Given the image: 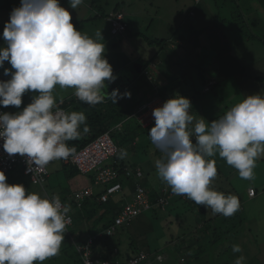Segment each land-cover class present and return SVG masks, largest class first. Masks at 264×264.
Instances as JSON below:
<instances>
[{
    "label": "clouds",
    "instance_id": "clouds-1",
    "mask_svg": "<svg viewBox=\"0 0 264 264\" xmlns=\"http://www.w3.org/2000/svg\"><path fill=\"white\" fill-rule=\"evenodd\" d=\"M83 3L69 0L74 10ZM72 19L59 0H20L4 24L6 47H0V68L11 78L0 80V107L20 109L23 96L33 95L22 110L0 112V141L9 156L27 157L26 174L74 156L76 149L68 142L89 132L83 111L58 108L57 86L74 89L75 96L90 106L131 98L128 91H106L118 77L105 58L102 32L91 37L77 30ZM152 116L148 137L163 153L155 161L158 177L174 195L186 196L214 214L233 216L240 208L239 198L211 187L218 174L212 158L218 155L241 179L254 178L257 161L264 158V94L247 95L208 122L195 119L190 99L175 93ZM119 155L123 158L127 150ZM70 210L59 195L46 198L22 184L10 185L0 171V264H43L57 256ZM232 251L241 253L242 248L233 245ZM234 264H246V257L238 256Z\"/></svg>",
    "mask_w": 264,
    "mask_h": 264
},
{
    "label": "rangeland",
    "instance_id": "rangeland-1",
    "mask_svg": "<svg viewBox=\"0 0 264 264\" xmlns=\"http://www.w3.org/2000/svg\"><path fill=\"white\" fill-rule=\"evenodd\" d=\"M15 1L16 0H0V47H6L4 40H2V36L4 24L9 20L10 13L12 11V9L4 7V5L5 2L14 3ZM238 1L240 10L244 15L239 14L237 10L234 12V14L238 16L237 20H235L237 24H240V27L238 28H235V25L230 28V22L233 20L231 21L229 17H227L228 15L225 16V13L222 14L223 18L224 16L227 18L225 25H222V23L220 24L219 22H217L218 24L215 23V17L219 16V14L213 6V0H201V4L199 5L195 4L194 0H100L97 12L101 11L102 15L106 16L108 14H112L116 8H118L119 11H123V14L127 19L131 20L132 32L138 33V35L133 34V36L127 38L126 40H121L120 43H118V37L110 36L108 34L109 24L104 17H100L98 20L92 23L84 24L83 26L78 25L77 28L91 37H95V34L98 31L102 32L104 42L106 43L105 58L112 65L114 71L122 66H125V64L129 63V61L136 59L145 61L156 60L162 50H160L159 45L154 43L152 45H148V40H164L166 43L169 41L168 44H179L180 41L178 40H182L180 34L183 37L189 34L186 30L187 25H184V22L194 23L198 20L201 28L206 27L210 24L209 22H213V27L211 26L208 32L201 33L202 29L200 28L197 33H194V35L198 38L197 40L201 42V47L197 49L196 47L190 46V44L188 45L189 49L186 52L184 51V55L180 57V59H182V64L180 65L181 72H177V76L189 73V75H185L183 80L181 79V90L186 91L192 87L195 89L197 95L195 94V98L191 101V104L199 111H203L206 121L211 122L224 115L227 110H229L236 103L242 101L245 96L262 93L264 91V77L262 83L257 82V84L252 77L248 78V81H252L250 85H247L244 80V84H242L241 78L237 79V77H234V74H238L237 70L239 69L244 72L242 78H246L247 75L256 76L264 70V12H262L261 9H257L261 1ZM245 1H247L252 9L254 8V10L251 9L249 12L247 11L244 13L243 3ZM87 10L88 12L82 13V18H90L96 15L95 9L94 11L91 9ZM189 10L196 12V18L188 17ZM210 31L216 35L213 37ZM191 32H196V30ZM108 41L116 43L118 49L115 50L108 47ZM184 46L187 47L186 45ZM181 48L184 49V47ZM168 52L169 50L165 48V53L168 54ZM217 56L222 58L219 59ZM204 57H206L207 60L205 59L204 61ZM224 57L228 61L230 60L236 62V64H234L235 69L232 73H230V75L226 74V76H220L222 81H219V84L214 88L213 92L205 95L199 80L197 68L198 64L201 63L199 61L201 60L206 62V64L201 63V65L207 70L208 75L213 73L207 68L209 65L211 68H216V73L218 74L219 70L222 72L226 71L225 65H227V63L225 62L221 64V59ZM161 60H164L163 56L161 57ZM169 62L173 64L171 61ZM191 64H193V66H191ZM155 65L156 63H153L154 72L157 71V65ZM4 67L10 69L11 65L5 61ZM120 70L122 69H118L117 72ZM153 71L151 72L152 75H154ZM138 76L134 79L138 80ZM10 78V76H4L3 69L0 68V80H8ZM115 83L116 82L113 83L114 86L117 85V83ZM121 85V88L127 87V83H121ZM259 88L263 90H259ZM125 90L130 91L131 89L126 88ZM110 92H112V89ZM32 95V93H26L22 98L23 103L21 108H16V110L20 111L23 107L30 104ZM54 95L57 98L58 104L62 100H65L75 94L74 89H61L57 86L54 90ZM205 97L209 100V102H204L202 105H200V102L197 104L198 101H202ZM1 108L5 110L4 107ZM208 108L211 110H208ZM210 111H212V113ZM195 113L197 112L192 111L193 115ZM130 124L133 128H135L134 120H131ZM115 136L117 142L114 141V143L119 147L123 140V135L116 133ZM139 136L140 137L136 140L137 148L133 153H131L129 145L123 146L122 149L127 150L125 158L129 159L131 163L133 162L138 165H146V162H151L152 166L149 169V175L144 177L141 182L144 186L149 182L151 187L155 190H159L161 187L166 185V183L158 177L155 169V161L161 158L163 153L161 156V151L151 142L149 143L150 147L148 146L145 149L146 156L141 157V153H143V151L140 153V150H143L145 145L142 138L146 137V133H140ZM155 151H157L158 155ZM121 159H124V157ZM212 159L216 160L218 174L213 180L211 187L225 194L231 193L236 195L239 198L240 203V208L237 213H239L242 218V227L240 228V231H244L245 235L240 237L234 244L240 245L242 252L234 254L232 251V257H234V259L231 264H234L235 259L240 255L246 257V264H264V158L257 161V166L254 169V178L252 180L241 179L238 175V171L227 165V163L223 159L219 158L218 155ZM60 166L61 164L59 160H54L50 163L48 167L49 178L43 187L32 184L27 177L22 175L19 169H16L6 176L7 183L10 185L22 184L26 191L39 193L41 196L48 198L51 196L52 190L55 191L60 189V187H65L66 189L68 186L64 181V176L61 172ZM88 179L90 180L89 177L79 176V181H81L82 184H86ZM87 184H89V182ZM132 184L133 182L130 183L125 195L117 193L112 197V200L115 201L116 204H121V206L126 202H130L132 200ZM251 185L257 186L260 191L259 196L253 201L247 200L245 193L246 188ZM174 196L179 197L180 195ZM182 198H184V196H182ZM177 205L180 206L178 202ZM205 210L207 220L217 218V222H219V220L222 221V214H214L211 208L205 207ZM183 212L181 208H175L172 210L170 218H165L169 215L167 214L168 212H159V219L161 222V226H159L160 233H158V231L154 232L155 230H151L147 225V222L137 219L127 230L129 232L123 230L122 234L124 235L121 236V244L118 247L119 256L122 258L124 256H129L133 254V250L147 251L149 250L147 248V243L150 242V249L152 252L161 255L163 253V261L159 264H185L187 260L185 256H180L178 261L174 259L175 257L173 255H171L173 247H181L179 239L171 241L168 238L172 233H176L177 231V228L173 225L169 228L170 221L173 219H179L178 217L182 216L184 214ZM180 222L182 224L185 222V227H189L184 230L189 235V233L194 230L195 223L197 222L195 212L194 214L191 212L186 213V215L180 219ZM70 228L69 230L71 232ZM69 230L68 232H65L64 242L60 248V252L64 251L65 253L63 252L58 254L55 258L52 257L44 261L43 264H67L69 254L73 255L74 260L78 259L76 252H74L75 250L72 245H70L71 240L69 241ZM128 234L130 237H128ZM168 239L171 243L165 247L163 243ZM131 244L134 246L133 248L130 246ZM182 250L184 249L182 248ZM182 258L184 260H182ZM218 263V261L213 259L209 264Z\"/></svg>",
    "mask_w": 264,
    "mask_h": 264
},
{
    "label": "trees",
    "instance_id": "trees-1",
    "mask_svg": "<svg viewBox=\"0 0 264 264\" xmlns=\"http://www.w3.org/2000/svg\"><path fill=\"white\" fill-rule=\"evenodd\" d=\"M259 1H261V3L257 7V9L259 10L261 9L262 12H264V0H259ZM91 2H92V7L96 11V15L90 18H85L84 21L73 22L74 26L77 27L78 25L83 26L84 24L92 23L98 20V18L100 17H104L109 24L108 34L110 36H113L110 33V23L107 20L110 15L104 16L102 15L101 11L97 12L99 7L98 6L99 0H92ZM238 4H239L238 0H213V6L215 7V9L218 11L219 14V16L215 17V23L219 22L220 24L222 23V25L223 24L225 25V22L227 21V18H225V16L228 15L227 17H229L231 21L233 20L232 22H230V28H232L233 25H235V28L240 27V24H237V22L235 21L237 20L238 16L234 14V12L237 10L239 14L243 15V12L240 10V6ZM243 4H244V8H243L244 13H246L247 11L249 12L252 9V7L247 1H245ZM19 6L20 4L18 5L17 2L14 3L5 2L4 5V7H8L10 9ZM252 10H254V8ZM223 13H225L224 18L222 17ZM188 17L190 16L188 15ZM133 34L138 35V33L132 32V29L128 28L127 25V30L124 35L122 36L116 35V37L119 38L118 43H120V41L124 40L125 38L127 39L133 36ZM153 43L159 45L160 50H163V47L166 45L174 46V44H168L169 41L166 43L164 40L163 41L148 40V45L149 44L152 45ZM175 47L176 45L174 46V48ZM217 58L220 59L222 57L217 56ZM137 62L142 65V71L148 70L151 73L154 70L153 67L151 66L152 60L145 61L138 59ZM201 63L206 64V62L204 61H202ZM201 63L198 64L197 66L199 73V80L201 82L202 89L205 88V86L208 84L209 81L214 82V84L211 85L209 90L207 91V93H211L214 91V88L219 84V81H222L221 80L222 78L220 79V77H212V74L208 75L207 70L203 68ZM234 64H236V62L229 60V65L235 67ZM207 68L212 71L210 65L207 66ZM142 71L141 74L137 77L138 80L134 79L130 82H126L127 87L125 88H121V87L116 88L119 89L120 93H124V91H126L125 90L126 88L131 89L130 91H128L131 93L130 99L129 98L121 99L118 101L117 104H113L111 100H106L104 103L98 104L96 106H90L80 101L75 95H72L69 98L59 102L57 105L59 109L68 112L83 111L87 117V125L89 127V132L87 134L82 133L79 139L68 142L70 147H74L76 149V152L79 151L81 148H83L86 144L95 140L97 137H99L100 135L106 132H110V135L115 142H117L115 136L116 133H120L123 135V140L121 142V145L119 147L117 146V153L113 159L114 163H112V167L118 170L119 173L118 182L122 187L121 194L125 195L130 183L133 182L134 184V181L136 180L135 175L133 176L132 179H126L123 173V169L127 167L132 170H134L135 168H140L143 174L140 179H137V181L144 187L146 196L149 199V201L151 203H154L155 198L161 195L160 190L162 189V187L159 190H155L149 184H146L145 186L142 184L141 182L142 179L149 175L148 166L142 164L141 166L133 162L131 163L129 159L125 158V156L124 159H121L119 155L120 150L125 145H129V149H131V153H133L137 148L136 140L140 137L139 134L140 133L148 134V131L151 129V127L154 126V124L147 129H142L139 125L135 123L134 125L135 128H133L130 124L131 120H129V117L135 111H137L139 107L149 102L153 98L159 97L163 99L164 102L167 101L166 91L169 90L168 88L171 87L173 83L177 84V87L180 89L179 90L180 95L190 99V101H192L195 98V94L197 95V92L195 91L194 88L188 91L186 90V92L181 90L180 87L181 79L183 80L185 75L186 74L189 75V73H184L183 75L180 76H177V73L175 75H172V78H169L170 81L169 87L163 88V86L160 85L161 78L159 79L155 78V76L151 74L153 78L152 80H148L142 74ZM255 81L258 82L263 81V78L255 77ZM118 124H121L122 130L114 129ZM142 140L145 142L144 143L145 145L143 150H140V153L141 151H143V153H141L142 155L141 157L146 156L145 149L148 146L150 147L149 143H151L150 138L149 141L144 140V138H142ZM60 164H61L60 166L61 172L63 173L64 176L63 177L64 181L68 186L66 187V189L65 187H60V189H57L55 191L52 190L51 196L59 195L62 203L71 206V210L68 214L72 217L73 222L72 225L70 226L71 228L69 227L71 229V232L68 228L69 230L68 235H69V241L71 240L70 245H72L73 249L75 250L74 246L81 243L87 236L98 235L100 233H103L104 230L113 222L114 217L117 214H119L125 203L122 206L121 204H116L115 201L112 200L113 196L110 197L107 202L103 203L97 200V197L99 195L97 194L94 197L86 199L84 202L81 203L80 206H77V203L72 199V193L80 189L78 184H79V176L81 177V175L75 167L71 165L63 164L62 162H60ZM89 178L92 183L93 177H89ZM47 180L45 184L47 183ZM133 184H132V192L134 190ZM99 187L101 191L102 187L101 186ZM100 191L98 192L95 191V193H99ZM169 192L172 193L170 188H169ZM51 196H49L48 198H50ZM177 202L180 204V206L177 205ZM175 208H181L182 212L184 211L183 212L184 214L182 216H179L178 217L179 219H173L169 223V228L171 227V225H173L177 228V231L176 233H172L168 238L171 241H174L175 239H179V243L181 245V247L175 246L172 248L173 251L171 252V255L175 257L174 259L179 261L180 256H185L187 259L185 264H209L210 261L213 259H215V261H218L219 262L218 264H231L232 260L234 259V257H232V246L236 243V241L240 237L245 235L244 231L242 232L240 231V228L242 227V218L239 215V213L236 212L231 217H224L223 215H221L222 221L219 220V222H217L218 221L217 218H214L212 220H207L206 210L203 205L196 204L192 200L188 199L186 196H184V198H182V196L179 197L174 196L170 201V205L167 207V210L165 211L168 212L167 214H169L165 218H170L171 212ZM159 212L161 211H158L157 209H152L137 217L136 220L139 219L140 221L147 222L148 223L147 225L150 227L151 230H155L154 232L158 231V233H160L159 226H161V222L159 219ZM190 212L193 214L195 212L197 222L195 223L194 230L192 231L193 233L191 232L188 235V233H186L184 230H186L189 227L187 226L186 228L185 222L184 224H182L180 222V219L184 215H186V213H190ZM130 227L118 228L117 231L111 237H105V236L99 237L96 241V245L93 248L94 253H97L103 256V258L108 260H115L117 258H122L119 256V252H118V247L121 244L120 239L121 236L124 235L122 234L123 230L127 231ZM128 237H130V235ZM169 239L163 243L165 247H167L169 243H171V241L169 242ZM130 246L132 248L134 247L132 244ZM150 247L151 245L149 242L147 243V248L149 249L147 251L149 253H155L151 251ZM182 248L187 251L182 250ZM136 251L137 250H133V253H135ZM63 252L61 251L59 252V254ZM67 264H82V263L79 256L77 260H74L73 255L69 254Z\"/></svg>",
    "mask_w": 264,
    "mask_h": 264
},
{
    "label": "built area",
    "instance_id": "built-area-1",
    "mask_svg": "<svg viewBox=\"0 0 264 264\" xmlns=\"http://www.w3.org/2000/svg\"><path fill=\"white\" fill-rule=\"evenodd\" d=\"M200 1L201 0H194L195 4ZM188 15L193 17L194 12L191 10ZM107 20L110 23L111 35L122 36L126 33L128 24L122 13H113ZM151 66L154 67L153 64H151ZM142 74L148 80H152L153 78L148 70L142 71ZM213 84V81H209L203 89V92L206 93ZM163 103V99L159 97L153 98L139 107L137 111L129 117V120H134L142 129H147L154 124V117L152 116L153 110L157 107H161ZM0 112L5 111L0 107ZM114 129L121 130V124H118ZM2 145L3 141H0V171H3L7 176L16 169H19L32 184L40 187L45 184L49 176L48 167L51 162L43 168H33L32 172L26 174V169L28 168L27 157H20L18 154L9 156L3 150ZM116 153L117 146L110 132H106L86 144L77 151L74 156L59 160L63 164L75 167L81 176L93 177L92 185L83 186L72 193V199L77 203V206H80L86 199L94 197L97 194H99L97 200L105 203L110 197L122 192V187L118 182V170L112 167ZM123 173L126 179H132L135 175L136 180L133 184L134 190L132 192V200L123 205L119 214L114 217L113 222L103 233L89 235L81 243L74 246L82 264H88V262L89 264H158L163 261V255H152L144 250H138L129 256L117 258L115 260L105 259L103 256L93 251L99 237H111L118 228L130 227L137 217L152 209L165 212L174 196L173 193L169 192V187L164 185L160 190L161 195L155 198L154 203H151L146 196L144 187L137 181V179L142 177L143 173L141 169L135 168L132 170L127 167L123 169ZM99 186L102 187V190L99 193H95L94 188ZM247 195L249 197H254L255 190L249 188L247 190ZM70 218V222L67 224L65 231H68V228L72 225L73 220L71 216Z\"/></svg>",
    "mask_w": 264,
    "mask_h": 264
},
{
    "label": "crops",
    "instance_id": "crops-1",
    "mask_svg": "<svg viewBox=\"0 0 264 264\" xmlns=\"http://www.w3.org/2000/svg\"><path fill=\"white\" fill-rule=\"evenodd\" d=\"M17 2H18V5L20 4V0H16ZM15 1V2H16ZM92 0H84V3L83 4H81L80 6H78L75 10L74 9H72L71 7H70V4H69V0H59V3H60V5L62 6V7H64L65 9H67L69 12H70V14L72 15V17H73V19H72V23L73 22H80V21H84V18H82V16H83V14L82 13H86V12H88V10L87 9H91V10H93L94 11V8L92 7V2H91ZM99 3H100V0H99ZM198 5L199 4H201V1L199 2V3H197ZM118 8H116V10L113 12V13H122L123 14V11H119V9L117 10ZM190 11V10H189ZM206 11V10H205ZM96 12V11H95ZM112 13V14H113ZM194 17H190V18H196V16H197V14H196V12L194 11ZM108 15H111V14H108ZM124 15V14H123ZM124 17H125V15H124ZM125 19H126V22L128 23V28H131V20L130 19H127L126 17H125ZM210 24H208L206 27H203V28H201V26H200V22L197 20V21H195L194 23H184V25H187V28H186V30H187V32L189 33L188 35H186V36H182L181 34H180V37H181V39L182 40H178V41H180V43L179 44H174V46L176 45V47L174 48V46L173 45H166L165 47H163V50H162V52H160V54L158 55V57L156 58V60H152V64L154 63H156V65H157V67H156V70L157 71H155L156 73H154V76H155V78H161V83H160V85L161 86H163V88H165V87H169V85H170V81H169V78H172V75H175L177 72L179 73V72H181L180 71V65L182 64V59H180V57L181 56H183L184 55V51L186 52L188 49H189V47H188V45L190 44V46H192V47H196L197 49H199V47H201V42L199 41V40H197L198 38L194 35V33H197L199 30H200V28L202 29L201 30V33L202 32H208V30L211 28V26H212V24H213V22H209ZM216 26H218V25H216ZM76 27V29L78 30L79 28H77V26H75ZM213 27V26H212ZM193 30H196V32H191V31H193ZM211 33H212V31H210ZM217 32L219 33V31L217 30ZM202 35V34H201ZM212 35H213V37L216 35L215 33H212ZM203 36V35H202ZM199 39H200V36H199ZM2 40H3V36H2ZM124 40H126V38L124 39ZM103 42V41H102ZM109 43H108V47H110L111 49H118L117 48V46L115 45V43H113V42H111V41H108ZM121 42V41H120ZM184 45H186L187 47H185ZM171 47H173V48H171ZM181 47H184V49H182ZM165 48L166 49H168L169 50V52H168V54H166L165 53ZM120 49V48H119ZM166 54V55H165ZM163 56V58H164V60L162 61L161 60V57ZM205 59H206V57H204V61H205ZM200 60V59H199ZM198 60V61H199ZM207 60V59H206ZM222 60V62H221V64H223V63H227V65H225V68H226V71H224V72H222L221 70H219V72H218V74L216 73L217 72V69L216 68H212V77H220V76H226V74H229L230 75V73H232L233 71H234V69H235V67H233L232 65H229V61L228 60H226V58L224 57L223 59H221ZM136 62V61H138V59H136V60H133V61H129V63H126L125 64V66H122V67H120V68H118V69H129V66L131 65V63H133V62ZM169 61H171L173 64H171ZM197 61V62H198ZM181 62V63H180ZM199 62H202L201 60L199 61ZM155 65V66H156ZM191 66H192V64H191ZM233 67V68H232ZM264 67V66H263ZM117 69V70H118ZM117 70H114V74L117 72ZM238 71V74H234V77H237V79L238 78H241V82H242V84H244V82H243V80L245 81V83L247 84V85H250L251 83H252V81H248V78H250V77H252L254 80H255V77H264V70H262L258 75H256V76H248L247 75V77L246 78H242L243 77V73L244 72H242L240 69L239 70H237ZM154 72V71H153ZM223 73V74H222ZM118 79H120V78H117L116 79V83H117V85L116 86H114V84L113 85H111V88H110V90L112 89V91L114 90V89H116V88H119V87H122V85H121V83H124L123 81H121V79H120V81H117ZM213 80H215V79H213ZM257 82L258 81H255V83L257 84ZM259 82H261L262 83V81H259ZM115 83V84H116ZM259 86V85H258ZM261 86V85H260ZM193 88V87H192ZM191 88V89H192ZM255 88H257V87H255ZM167 89V88H166ZM169 90L168 91H166L167 93H166V100H168V99H170V98H174V94L175 93H179V95H180V91H179V89H178V87H177V84H175V83H173V85L171 86V87H169L168 88ZM190 90V89H189ZM259 90H263V89H261V88H259ZM188 91V90H187ZM184 92H186V91H184ZM107 93H111L110 91L109 92H107ZM205 95L207 94V92L206 93H204ZM261 94H264V91L261 93ZM63 101V100H62ZM201 103L200 105H202L204 102H209V100L205 97V98H203V100L202 101H198L197 102V104L198 103ZM192 105V104H191ZM5 110V112H10V113H15V112H17L18 110H16V108L15 107H13V106H9V107H7V108H4ZM208 110H211L210 108H208ZM207 110V111H208ZM192 111H194V112H197V113H195L194 114V117H195V119H199V117H203L205 120H206V118L204 117V115H203V111H199L198 109H196V108H194L193 107V105H192ZM211 113H212V111H210ZM144 140H147V141H149V137H148V134H146V137H144ZM155 153L158 155V153H157V151H155ZM161 156H162V153H161ZM146 165L148 166V169H150V167L152 166L151 165V162H146ZM83 177V176H82ZM89 182V184H87ZM88 182L86 183V184H82L81 183V181H79V184H78V186L80 187V188H82L83 186H89L90 184H91V181L88 179ZM147 184H149V182L147 183ZM150 185V184H149ZM258 185V184H257ZM151 186V185H150ZM259 186V185H258ZM153 188V187H152ZM249 188H254L255 190H256V193H255V196L254 197H248L247 196V189H249ZM154 189V188H153ZM260 189V188H259ZM95 191L96 192H98V191H100V187H96L95 188ZM245 193H246V197H247V200H249V201H253V200H255L258 196H259V194H260V191L258 190V187L257 186H255V185H251V186H249V187H247L246 188V191H245ZM85 237H86V235H85Z\"/></svg>",
    "mask_w": 264,
    "mask_h": 264
},
{
    "label": "water",
    "instance_id": "water-1",
    "mask_svg": "<svg viewBox=\"0 0 264 264\" xmlns=\"http://www.w3.org/2000/svg\"><path fill=\"white\" fill-rule=\"evenodd\" d=\"M142 71V65L137 62H133L130 66L129 69H122L118 72H116L114 75H116L118 78H120L124 82H130L132 81L136 76L140 75ZM111 85L113 83L109 84L106 88V91L109 92Z\"/></svg>",
    "mask_w": 264,
    "mask_h": 264
},
{
    "label": "flooded vegetation",
    "instance_id": "flooded-vegetation-1",
    "mask_svg": "<svg viewBox=\"0 0 264 264\" xmlns=\"http://www.w3.org/2000/svg\"><path fill=\"white\" fill-rule=\"evenodd\" d=\"M117 81H120V79H118Z\"/></svg>",
    "mask_w": 264,
    "mask_h": 264
}]
</instances>
